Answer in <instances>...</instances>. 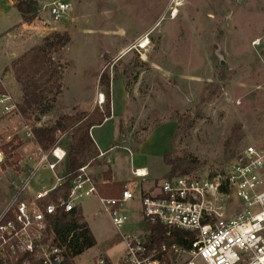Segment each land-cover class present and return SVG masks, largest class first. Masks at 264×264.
Masks as SVG:
<instances>
[{
  "label": "rangeland",
  "instance_id": "rangeland-1",
  "mask_svg": "<svg viewBox=\"0 0 264 264\" xmlns=\"http://www.w3.org/2000/svg\"><path fill=\"white\" fill-rule=\"evenodd\" d=\"M36 1V18L28 22L33 25L12 33L7 29L20 15L13 7L2 13L0 1V67L26 41V50L57 32L70 41L52 53L61 88L54 99L48 95L44 113H19L21 85L4 78L13 71L10 65L0 73L16 104L5 114L0 103V210L13 194L14 181L31 174V189H39L55 174L65 175L66 161L32 174L39 145L28 131L90 108L99 93L105 94L103 72L111 77L117 112L92 132L100 147H111L105 153L112 161L108 167L120 178L143 165L163 171L166 150L190 162L187 173L205 174L225 169L248 145L264 146V0H68L72 7L59 21L46 7L58 0ZM144 37L150 41L145 47ZM100 158L94 174L103 182L101 173L109 168ZM173 175L168 171L164 177ZM161 179L147 178L143 185L153 188ZM126 207L131 223L121 232L144 229L138 199ZM80 209L97 244L75 263L100 264L104 258L120 264L127 241L103 203L85 197Z\"/></svg>",
  "mask_w": 264,
  "mask_h": 264
},
{
  "label": "built area",
  "instance_id": "built-area-1",
  "mask_svg": "<svg viewBox=\"0 0 264 264\" xmlns=\"http://www.w3.org/2000/svg\"><path fill=\"white\" fill-rule=\"evenodd\" d=\"M46 7L50 17L59 21L72 2L58 0ZM104 101L105 96L100 97L99 103ZM0 103L5 114L16 107L7 93L0 94ZM28 135H33L32 130ZM64 135L49 149L39 145L32 174L42 167L55 170L65 160ZM133 174L144 177L148 172L135 168ZM31 180L30 174L14 181L13 194L0 210V264H65L66 245L49 232L50 218L59 207L80 209V201L89 196L103 203L127 241L120 264H264V146L248 145L225 169L167 176L143 192L139 184L129 182L119 197L99 193L100 182L89 163L72 178L67 198L56 192L65 175L55 174L49 185L39 189H31ZM135 199L144 229L123 233L121 226L130 223L127 203ZM236 206L240 208L237 211ZM147 222L168 226L167 235L172 229L186 230L190 247L176 241L152 245Z\"/></svg>",
  "mask_w": 264,
  "mask_h": 264
},
{
  "label": "trees",
  "instance_id": "trees-1",
  "mask_svg": "<svg viewBox=\"0 0 264 264\" xmlns=\"http://www.w3.org/2000/svg\"><path fill=\"white\" fill-rule=\"evenodd\" d=\"M15 6L21 13L24 21L30 22L36 18V0H14ZM70 41L69 35L65 33H54L53 36L24 54L14 59L10 67L17 82L21 85L22 96L17 103L18 111L28 116L29 112L38 109L40 113L47 110L46 100L50 93L60 90L59 67L53 62L52 53L62 45ZM100 82L104 87V106L97 105L92 111L82 110L74 114H64L49 125L35 126L32 129L34 139L44 149H49L60 134H65L61 144L67 149L65 161L68 164L65 181L56 190L64 198L68 197L71 187V180L79 168L89 163L96 165L100 163L98 156L100 150L91 135V129L95 125L102 124L112 115V89L111 77L103 72ZM7 93V90L0 82V94ZM55 94L53 93L52 99ZM7 152V148H4ZM163 160L170 166L169 174L187 173L191 168L181 158L174 156L173 150L163 152ZM103 182L98 183L99 193L106 197H119L126 186V182L114 180L112 170L109 168L101 173ZM150 229V242L158 245L162 241H176L186 247H190L188 240L189 233L183 229H172L167 235L169 227L158 222H147ZM49 232L55 235L56 241L66 245L65 264H76L75 257L97 244L96 237L81 209L74 208L72 211H65L59 207L50 218ZM104 264L110 263L107 259Z\"/></svg>",
  "mask_w": 264,
  "mask_h": 264
},
{
  "label": "crops",
  "instance_id": "crops-1",
  "mask_svg": "<svg viewBox=\"0 0 264 264\" xmlns=\"http://www.w3.org/2000/svg\"><path fill=\"white\" fill-rule=\"evenodd\" d=\"M0 1H2V2H4V10H3V12L2 13H6L8 10H9V8H11V7H13V8H16L17 9V7L15 6V1L14 0H0ZM17 11H18V9H17ZM18 13H19V15H20V18L19 19H16V21L15 22H17L16 24H14V25H10V27L7 29V32H9V33H12V32H14V30H16L17 29V27H22V29H24V30H27L31 25H33V22L32 23H28L27 21H24V19H23V17H22V15H21V13L18 11ZM34 20V19H33ZM28 44V42L26 41L25 42V45H24V47L21 49V51L19 52V53H17V54H15L14 55V57L13 58H11L10 60H8L5 64H3V65H1V67H0V73L2 72V70H4L7 66H9L10 64H11V62L14 60V59H16V58H18L19 57V55H22V54H24L25 53V51H27L26 50V45ZM25 49V50H24ZM30 49V48H29ZM24 52V53H23ZM12 73L10 74V75H8V74H4L3 76H4V78L5 79H7L8 77L9 78H12L13 80H15V81H17L14 77V73H13V71H11ZM3 81V80H2ZM3 84H4V86L6 87V83H4L3 82ZM112 85V84H111ZM7 88V87H6ZM101 93H103V92H101ZM7 94H10V93H8L7 92ZM104 94V93H103ZM105 95V94H104ZM99 96H100V93H99V95H98V99H99ZM93 101V100H92ZM95 101V100H94ZM94 101H93V103H94ZM98 101L99 100H97V102L96 103H94V104H92V106L90 107V108H87V109H85V110H88V111H92L94 108H95V106L96 105H99V106H101L102 107V104H100V103H98ZM111 105H112V115L110 116V117H108L102 124H104V123H107V122H109L110 120H112L113 119V117H114V115L113 114H115L116 112H117V110L114 108V102H113V98H111ZM20 113V112H19ZM102 124H100V125H95V126H93L92 127V129H91V135H92V137H93V139H94V141L96 142V140H95V137H94V135H93V129L94 128H96V127H99V126H101ZM37 143V142H36ZM96 144H97V142H96ZM37 145H39L38 143H37ZM97 146H98V148H99V150H100V154H99V156H98V159H101L100 158V156H102L103 158H104V160H105V164H106V167H108L109 166V164L110 165H112L111 163H112V161H111V158L109 157V156H105V153H107V149H109V148H111L110 146L108 147V148H104V147H100L98 144H97ZM161 150H163V149H161ZM63 161H65V160H63ZM100 161V160H99ZM111 162V163H110ZM160 162H161V165H162V170L163 171H161V166L158 168L159 170L158 171H156V169L155 168H153L152 166L150 167V166H148V165H143V166H137V167H134L133 169H132V167L130 168V173L128 172L127 173V175L125 176V177H122L123 179H125V180H127L128 181V183L129 182H136L137 184H139V186H140V189L139 190H141L142 192L143 191H146L147 189H149V187L147 186V185H143L144 184V181H146L147 180V178H150V179H157V178H160V177H164V175L169 171L168 169L170 168L169 167V165L168 164H166L165 162H164V160L163 159H161L160 160ZM100 163H101V161H100ZM100 163H98L99 164V166H100ZM96 166H98V165H96ZM95 165H90V170H91V172L94 174H97L98 172H96L95 171ZM112 167V166H111ZM109 168V167H108ZM135 168H143V169H146L147 170V172H148V174L146 175V176H144V177H137V176H135L134 174H133V170L135 169ZM112 170V178L115 180L116 178L118 179V180H123L122 178H120V177H118L117 175H116V173L114 172V170H113V168L111 169ZM104 171V170H103ZM161 172V173H160ZM67 173V172H66ZM95 174H94V177L98 180V178L95 176ZM101 178V177H100ZM133 178V179H132ZM131 180V181H130ZM134 180V181H133ZM99 181V180H98ZM130 223H131V221H130Z\"/></svg>",
  "mask_w": 264,
  "mask_h": 264
},
{
  "label": "bare ground",
  "instance_id": "bare-ground-1",
  "mask_svg": "<svg viewBox=\"0 0 264 264\" xmlns=\"http://www.w3.org/2000/svg\"><path fill=\"white\" fill-rule=\"evenodd\" d=\"M149 42H150L149 41V37H144V39L142 40L141 46L145 47V46L148 45ZM100 97L103 98L104 97V94L103 93H100L99 99H100Z\"/></svg>",
  "mask_w": 264,
  "mask_h": 264
},
{
  "label": "water",
  "instance_id": "water-1",
  "mask_svg": "<svg viewBox=\"0 0 264 264\" xmlns=\"http://www.w3.org/2000/svg\"><path fill=\"white\" fill-rule=\"evenodd\" d=\"M221 64H225V61H224V60H222V61H221Z\"/></svg>",
  "mask_w": 264,
  "mask_h": 264
}]
</instances>
